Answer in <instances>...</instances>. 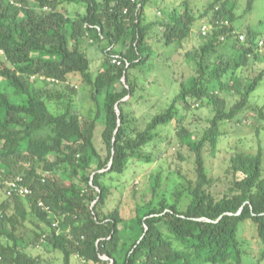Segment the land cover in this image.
Here are the masks:
<instances>
[{"label":"trees","instance_id":"1","mask_svg":"<svg viewBox=\"0 0 264 264\" xmlns=\"http://www.w3.org/2000/svg\"><path fill=\"white\" fill-rule=\"evenodd\" d=\"M71 3L84 10L70 12ZM149 3L0 0V264H71L74 256L89 264H245L249 240L257 244L255 264L264 263L262 149L231 153L224 177L209 174L204 153L215 155L221 125L241 112L264 119V102L249 101L264 74L253 70L264 62V0H245L239 16V0H208L203 9L176 0L147 21ZM257 10L256 23L240 30L238 19ZM158 26L157 43L173 50L198 31L197 45L184 53L193 73L138 126L127 107L143 85L135 73L151 71L149 32ZM91 44L103 56L97 72L84 50ZM217 88L235 95L233 102ZM83 89L95 105L92 117L75 102ZM204 100L213 115L197 137L180 106L187 111ZM169 126L194 155L195 177L181 175L169 191L156 172L145 187L132 186L128 214L120 204L107 208L112 174L161 159ZM16 177L29 192L7 195L5 181ZM219 179L228 187L217 196ZM44 244L53 259L29 252Z\"/></svg>","mask_w":264,"mask_h":264},{"label":"rangeland","instance_id":"2","mask_svg":"<svg viewBox=\"0 0 264 264\" xmlns=\"http://www.w3.org/2000/svg\"><path fill=\"white\" fill-rule=\"evenodd\" d=\"M176 2V0H175ZM171 0H150L149 5L145 9L146 20L151 21L163 16L162 8L166 7L169 10L175 4ZM208 0H194L193 6L201 8ZM245 0H239V4L235 9L236 15H241ZM84 10L82 5L78 3H71L68 6L70 12L75 9ZM203 9V8H201ZM259 10L256 12L246 14L237 21V27L244 30L246 25L255 24L259 15ZM202 29V28H201ZM160 26L153 28L149 32V41L154 45L153 53L155 54L150 61L152 66L150 72L135 73L141 83L137 88V92L131 98L128 105V110L131 112V117L134 118V123L138 126H143L154 114L161 112L174 98L179 90V81L191 73L193 70L184 61V53L187 49L195 47L198 43L196 29L191 36L183 42V46L177 50L172 48H164L158 42L160 34ZM262 50H264V36ZM90 44V42H89ZM84 49L89 60L90 67L93 72H97L103 60L102 52L96 45H85ZM263 53V51H262ZM111 63L117 64L111 60ZM263 69L264 62H258L253 70L257 71ZM251 71V69H249ZM249 71L239 69L238 74H249ZM140 83V82H139ZM140 83V84H141ZM84 93L75 96V102L84 116L92 117L95 114V105L90 98V92L83 89ZM217 95L225 98L228 102H233L235 95H231L225 88L215 90ZM233 98V99H232ZM250 103L261 106L264 102V74L258 87L251 93L249 98ZM229 103V104H230ZM180 112L186 116L185 125L197 137L203 132L207 126V119L211 118L213 111L210 106L205 103H193L189 110H185L180 106ZM240 119L233 121H226L221 125L223 133L219 137L215 155L210 154L209 151H204L206 157V166L209 174L213 177L223 176L226 174L228 160L233 152L244 151L255 153L260 147L262 149V167L264 173V119L252 113L251 110L243 111L239 115ZM165 130L167 137L161 143V149L165 151L161 159L152 163L131 162L127 169L122 174H112L113 180L109 182L112 184V193L109 196L107 208H112L119 205L123 214H128L131 207V188L133 185H138L143 188L148 183L151 174L161 171L164 175L162 188L172 190L175 184L182 182V176L190 178L195 177L194 173V155L190 152L187 146L181 141L177 135V130L171 126ZM97 145H100V139L97 140ZM173 182V183H172ZM228 184L225 180L219 179L214 182L213 192L220 196L224 189H227ZM4 193L0 189V201L3 199ZM171 197V195H169ZM239 235L244 232V226L239 225ZM257 244L253 240H249L248 250L250 254L245 258V264H255L257 256ZM33 255L40 254L45 259H53L55 254L47 245H40L29 251ZM71 264H89L84 260L74 256L71 258ZM264 264V263H262Z\"/></svg>","mask_w":264,"mask_h":264},{"label":"built area","instance_id":"3","mask_svg":"<svg viewBox=\"0 0 264 264\" xmlns=\"http://www.w3.org/2000/svg\"><path fill=\"white\" fill-rule=\"evenodd\" d=\"M132 1H134V0H132ZM207 29H208L207 26H203L201 29L202 34H205ZM112 61L119 64V61L115 57H112ZM5 184L8 188L6 191L7 195H9L12 191L17 192L18 194H25V193L29 192L28 188L21 183L20 177H16L12 180H6Z\"/></svg>","mask_w":264,"mask_h":264}]
</instances>
